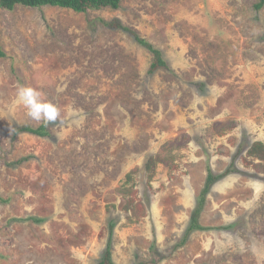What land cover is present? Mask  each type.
Here are the masks:
<instances>
[{
    "label": "rangeland",
    "instance_id": "obj_1",
    "mask_svg": "<svg viewBox=\"0 0 264 264\" xmlns=\"http://www.w3.org/2000/svg\"><path fill=\"white\" fill-rule=\"evenodd\" d=\"M258 1L0 9V264H97L110 234L114 264H264V159L247 155L264 145ZM113 20L168 69L149 74L151 54ZM19 87L59 109L49 138L14 135L43 123L13 104ZM208 170L230 174L179 246Z\"/></svg>",
    "mask_w": 264,
    "mask_h": 264
},
{
    "label": "trees",
    "instance_id": "obj_2",
    "mask_svg": "<svg viewBox=\"0 0 264 264\" xmlns=\"http://www.w3.org/2000/svg\"><path fill=\"white\" fill-rule=\"evenodd\" d=\"M123 0H0V9L3 11L11 12L16 7H22L26 9H35V8H41V7H55L59 9H65L70 10L77 14H84L88 12L93 11H100L104 9L109 10H117L120 7V4ZM264 7V0H259L258 3L254 5L255 10H261ZM111 29L114 30H121L123 33H127L129 36H131L136 44L147 50L151 56L152 61L150 63L148 73L153 74L154 72L158 70H167L168 66L163 58V55L160 50L152 46L151 44L147 43L145 40L140 38L136 33L130 31L128 28L124 27L119 21L113 20L112 22L106 24ZM6 55L2 51L0 46V59L5 58ZM53 123V122H52ZM45 124L44 122L36 127H29V126H20L16 127L14 130V135L19 134H30L34 135L36 137L46 139L49 138L48 132H47V126L49 124ZM247 155L250 157L258 158L263 160L264 159V145L261 142H254L250 145L249 149L247 150ZM29 159L24 158L20 162L25 161ZM154 162H146L144 166V172L145 175H147V179L150 180L152 177V173L155 168ZM230 174V171L224 172L220 175L214 176L210 170L207 171L206 181L205 185L201 194L200 199L198 200L197 207L192 213L191 219H190V225L186 230V233L184 237L181 240L180 245H183L189 235L198 230H204L199 224H198V216L199 213L202 210L203 204H204V196L208 193L211 186L220 180L221 178L225 177L226 175ZM0 201L3 202V200L0 199ZM26 221H31L33 223H41L43 220L36 219V218H28ZM113 224H111L110 230L113 228ZM110 239L111 234L109 235L108 243L106 246V250L103 254V257L100 262L97 264H114L112 261V254L110 251Z\"/></svg>",
    "mask_w": 264,
    "mask_h": 264
},
{
    "label": "clouds",
    "instance_id": "obj_3",
    "mask_svg": "<svg viewBox=\"0 0 264 264\" xmlns=\"http://www.w3.org/2000/svg\"><path fill=\"white\" fill-rule=\"evenodd\" d=\"M13 104L23 105L27 109V114L36 121H43L45 124L60 122L59 109L42 99V94L35 89L19 87Z\"/></svg>",
    "mask_w": 264,
    "mask_h": 264
}]
</instances>
